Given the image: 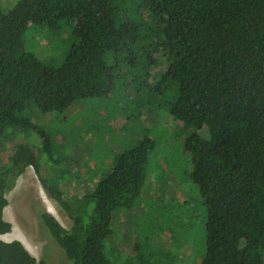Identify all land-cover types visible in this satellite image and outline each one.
<instances>
[{
    "label": "trees",
    "instance_id": "1",
    "mask_svg": "<svg viewBox=\"0 0 264 264\" xmlns=\"http://www.w3.org/2000/svg\"><path fill=\"white\" fill-rule=\"evenodd\" d=\"M130 1L144 6L145 22L123 16L126 0H19L7 12L0 5V136L9 126H31L22 114L30 98L41 109L63 111L79 99L109 95L121 57L136 70L134 53L143 50L146 77L159 62L156 88L171 89L174 119L195 130L185 146L207 211L198 264H264V0ZM66 18L76 20V41L60 65L25 50L30 23L55 27ZM203 127L204 138L196 131ZM150 143L123 151L91 182L69 212L71 228L39 211L71 264H114L104 242L117 209L132 207L140 195ZM29 165L36 168V155L24 143L0 163V233L12 228L3 215L6 192ZM89 199L94 204L85 214ZM36 262L20 240L0 239V264Z\"/></svg>",
    "mask_w": 264,
    "mask_h": 264
},
{
    "label": "rangeland",
    "instance_id": "2",
    "mask_svg": "<svg viewBox=\"0 0 264 264\" xmlns=\"http://www.w3.org/2000/svg\"><path fill=\"white\" fill-rule=\"evenodd\" d=\"M18 1L0 0V5L7 12ZM130 3L126 0L123 16L145 22L144 6ZM75 24L68 18L55 27L30 23L23 35L24 48L47 65L58 66L76 41ZM134 55L141 65L131 71L121 57L109 95L79 99L63 111L41 109L30 98L22 114L30 118L31 126H9L0 136V163L11 159L19 143L36 155V168L27 166L6 192L3 215L12 228L0 233L2 240L22 239L36 264H71L39 211L47 210L71 228L69 212L90 192L91 182L107 174L120 153L144 139L151 141L145 181L135 204L117 209L113 231L104 242L106 256L114 264H198L204 256L207 211L185 146L195 130L174 119L171 89L156 88L161 85L155 75L159 62L149 69L148 79L143 50ZM107 61H117L116 55L108 54ZM196 131L202 138L207 135L206 127ZM50 190L59 191L64 203ZM93 204L89 199L85 214Z\"/></svg>",
    "mask_w": 264,
    "mask_h": 264
},
{
    "label": "crops",
    "instance_id": "3",
    "mask_svg": "<svg viewBox=\"0 0 264 264\" xmlns=\"http://www.w3.org/2000/svg\"><path fill=\"white\" fill-rule=\"evenodd\" d=\"M16 239H18V240H20V238H16ZM5 241H7V240H5ZM8 241H10V240H8ZM22 243H23V241H22V239L20 240ZM24 244V243H23ZM25 245V244H24ZM27 247V246H26ZM28 249V248H27ZM33 255V254H32Z\"/></svg>",
    "mask_w": 264,
    "mask_h": 264
},
{
    "label": "bare ground",
    "instance_id": "4",
    "mask_svg": "<svg viewBox=\"0 0 264 264\" xmlns=\"http://www.w3.org/2000/svg\"><path fill=\"white\" fill-rule=\"evenodd\" d=\"M52 212V211H51Z\"/></svg>",
    "mask_w": 264,
    "mask_h": 264
}]
</instances>
